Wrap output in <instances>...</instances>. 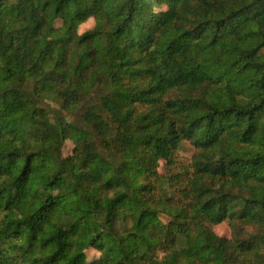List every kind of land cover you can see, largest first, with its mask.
<instances>
[{
    "label": "trees",
    "instance_id": "16d2710c",
    "mask_svg": "<svg viewBox=\"0 0 264 264\" xmlns=\"http://www.w3.org/2000/svg\"><path fill=\"white\" fill-rule=\"evenodd\" d=\"M263 50L264 0H0V264H264Z\"/></svg>",
    "mask_w": 264,
    "mask_h": 264
},
{
    "label": "rangeland",
    "instance_id": "374dc122",
    "mask_svg": "<svg viewBox=\"0 0 264 264\" xmlns=\"http://www.w3.org/2000/svg\"><path fill=\"white\" fill-rule=\"evenodd\" d=\"M94 21H93V25L91 26V28H83V32L86 33L88 31H91L94 28ZM81 27V25L78 27V29ZM78 29H77V33H78ZM262 53L264 54V50L262 51ZM45 103H49V106H51V108H55V109H59V105L52 101L51 99H45L44 98ZM72 151V145L69 142H66L65 145L63 146L62 149V153L64 156H68ZM194 154V148L192 146H190L187 142H183L180 149L177 151L176 156H175V160H174V165L171 167L166 166V164L164 162H162L160 164L159 167V173L160 175H162L163 180L161 181L163 189L165 191H167V193L169 195H171L173 192V189L171 188V186H169L168 183L163 182L166 181L167 179H170L173 177V179L176 178V175H183L185 173V171L189 168L190 166V162H191V158ZM160 220L162 221L163 224H168L170 222L169 217L165 216V215H160L159 216ZM213 231L214 233L219 236V237H223V238H230V229L228 227L227 222H223L219 225H216L213 227ZM162 256V255H161ZM86 257H87V262H93L95 260H97L99 258V253L94 251V250H88L86 252Z\"/></svg>",
    "mask_w": 264,
    "mask_h": 264
},
{
    "label": "clouds",
    "instance_id": "9594fccd",
    "mask_svg": "<svg viewBox=\"0 0 264 264\" xmlns=\"http://www.w3.org/2000/svg\"><path fill=\"white\" fill-rule=\"evenodd\" d=\"M154 11H159V9H154ZM93 25V18L92 17H88L86 21L82 22L81 27L78 29V35H84L83 32V28L87 27V28H91V26Z\"/></svg>",
    "mask_w": 264,
    "mask_h": 264
}]
</instances>
